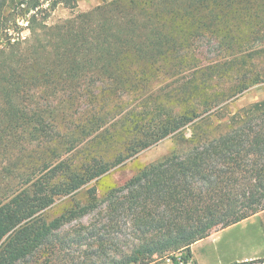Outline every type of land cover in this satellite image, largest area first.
<instances>
[{
    "label": "trees",
    "instance_id": "16d2710c",
    "mask_svg": "<svg viewBox=\"0 0 264 264\" xmlns=\"http://www.w3.org/2000/svg\"><path fill=\"white\" fill-rule=\"evenodd\" d=\"M59 4L76 8L0 0V264L73 248V264H197L192 245L264 211V99L229 106L264 81V0H112L49 24ZM166 138L170 153L108 193L107 226L63 232L100 205L96 188L50 220L59 198ZM120 224L129 237L111 240Z\"/></svg>",
    "mask_w": 264,
    "mask_h": 264
},
{
    "label": "rangeland",
    "instance_id": "374dc122",
    "mask_svg": "<svg viewBox=\"0 0 264 264\" xmlns=\"http://www.w3.org/2000/svg\"><path fill=\"white\" fill-rule=\"evenodd\" d=\"M108 1H112V0H76V8L74 9L66 7L62 4H59L57 7H55L53 11H51V15L48 19V23L55 24L60 21L67 20L71 17H74L79 13L89 12L93 10L94 8ZM49 4L50 3L48 2L45 8L49 6ZM19 25L23 28L22 35L27 37L29 35V31L25 29L27 26L26 21L19 20ZM204 50L209 60L213 59V61H217L222 56L220 51L217 49V47H215V45L209 44L208 46H205ZM156 88H158V86H156ZM137 94L138 93H133L131 94V97H129V95L125 97V99L129 100L127 102L133 108L138 107V105H140V100L137 99V96H138ZM234 99L235 100L232 99L231 104H229V106H231V110L233 111H237V109H240L249 104L263 100L264 99V81L254 86H251L244 93L238 95ZM83 106H86V105H84V103H80L78 107L77 106L75 107V110L79 112L81 110L80 107H83ZM131 107L129 106L128 108H131ZM173 148H174V140L172 138H166L163 141H160L159 143H157L156 145H153L152 147L135 154L133 157L128 158L125 162L115 166L108 173L104 174L98 179L93 180L92 182L87 184L85 187H83L79 191L73 193L72 195L59 198L54 208H52L48 212V216L50 220H52V218L61 216L60 214H63V212H66L68 208H76L77 204H80V207H83L84 205H86V203H88L89 198H93V197H90L89 191L92 188H96L97 189L96 197L100 200V205L94 211L88 213L87 215L81 218L75 219L69 224H67L63 228V232L72 231L74 229L81 228V226L90 227L95 223L97 224L101 223L102 226H107L109 224L107 223L108 222L107 217H105V215L102 217L101 212L102 210H106L107 208L106 197L108 196V193L113 189H118V188L123 187L143 167L160 160L161 158L166 156L168 153H170V151ZM114 152L115 151L109 152L107 154V157L111 158ZM96 197L95 199H97ZM120 225L118 228H120ZM121 226H123L122 227L123 231L120 233L119 232L116 233V235H115V232L112 229H110V227L107 228L108 229L107 234H109V237L111 238V240L113 238H118V241H119V240H124V238L129 237L128 235L129 228L126 225H121ZM219 229H222V228H218L216 230H219ZM102 230L105 231V228L102 227ZM106 237H108V235ZM89 242L91 241L89 240ZM57 256L53 258L51 263H47V264H73L71 259L73 258L78 259L81 255L78 249L73 248L66 253V256L68 258L67 257L63 258L64 257L63 254H58ZM45 259L46 257L40 258L41 260L40 263L45 264L44 263ZM81 259L84 260V262H87V264L95 263V262H97V264L100 263V261H98L96 257L89 259L84 256ZM101 261L103 262V260ZM154 264H174V262L173 260L166 258V259L158 260ZM240 264H264V259L251 261L247 263H240Z\"/></svg>",
    "mask_w": 264,
    "mask_h": 264
},
{
    "label": "crops",
    "instance_id": "0c3cea01",
    "mask_svg": "<svg viewBox=\"0 0 264 264\" xmlns=\"http://www.w3.org/2000/svg\"><path fill=\"white\" fill-rule=\"evenodd\" d=\"M191 250L197 264H240L264 259V211L214 230Z\"/></svg>",
    "mask_w": 264,
    "mask_h": 264
}]
</instances>
